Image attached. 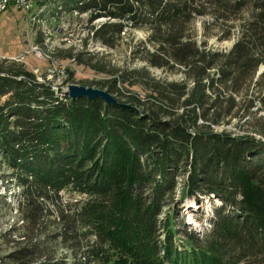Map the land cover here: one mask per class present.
<instances>
[{
	"label": "trees",
	"instance_id": "1",
	"mask_svg": "<svg viewBox=\"0 0 264 264\" xmlns=\"http://www.w3.org/2000/svg\"><path fill=\"white\" fill-rule=\"evenodd\" d=\"M56 2L57 14L88 13V26L105 19L87 34L106 48L129 29H145L153 50L144 52L145 68L105 85L128 101L123 106L71 100L33 73L0 69V158L22 188L14 231L42 228L51 206L53 233L39 234L67 250L56 259L23 233L0 264H264V142L215 130L257 105L264 112V71L257 77L264 0ZM209 16L220 42L237 33L228 51L192 32L196 19ZM66 57L92 66L83 53ZM146 66L177 71L182 80L155 81ZM117 82L148 93L122 91ZM253 131L264 137V116ZM64 190L86 200L63 211ZM205 200L207 229L191 230L185 220L176 227L184 202Z\"/></svg>",
	"mask_w": 264,
	"mask_h": 264
},
{
	"label": "rangeland",
	"instance_id": "2",
	"mask_svg": "<svg viewBox=\"0 0 264 264\" xmlns=\"http://www.w3.org/2000/svg\"><path fill=\"white\" fill-rule=\"evenodd\" d=\"M56 1L37 2L28 11H20L12 7L0 15V69L11 68L13 71L33 73L37 81L51 83L52 89L58 95H63L70 84L106 91L105 85L117 74L145 68L144 52L153 50L152 46L147 44L148 31L129 29L113 49L106 48L91 39L90 34H87L92 25L99 26L105 22V19H97L88 26L87 15L78 19L76 17L80 16L77 13L57 14L56 10L59 4ZM45 5L48 6L47 12L51 9L52 14L40 12L39 9ZM211 21L212 17L210 16L196 19L192 24V32L198 41H201V36L204 34L208 35L209 47L224 52L228 51L233 45L237 33L234 32L231 39L220 42L217 40L216 30L211 25ZM69 52L72 54L83 53L84 61H90L92 66L76 65L72 60L65 58ZM89 58L90 60H88ZM146 67L148 76L155 81L177 82L182 80L181 73L177 71ZM263 68L264 66L259 71L262 69L263 72ZM67 71L72 73L71 80H68ZM260 74L257 73V77ZM99 83L102 86H99ZM116 87L123 89L122 91L129 89L131 94L142 97L148 93L138 86L123 88L118 82ZM253 92L259 93L258 90ZM112 96L118 103L128 104L125 98ZM5 98L0 97V104ZM259 106L257 105L253 109L254 114L246 116L245 119L241 112L231 119L230 124L220 125L215 130L219 133L235 131L240 136L248 135L264 142V137L253 131L256 120L264 116L263 111L257 110ZM137 109L146 110L144 107ZM15 178V172L0 158V255L6 257L11 253L18 246L16 241L21 240L19 236L25 233L27 241L28 239H37L49 256L63 259L67 255V250L58 241L47 240L43 238L42 234H39L41 231L53 233L52 228L55 227V223L52 221H54L56 212L51 206H48L47 214L52 213L53 216L47 217L42 228L34 231H29L27 228L14 231L21 223L18 201L22 190ZM59 195L60 208L63 211H68L70 207H74V204L86 200L84 195L67 190L60 192ZM210 215V204L206 200L199 205L186 201L176 219V227L181 229L180 221L185 220L191 230L201 233L207 229L208 222L205 219Z\"/></svg>",
	"mask_w": 264,
	"mask_h": 264
},
{
	"label": "water",
	"instance_id": "3",
	"mask_svg": "<svg viewBox=\"0 0 264 264\" xmlns=\"http://www.w3.org/2000/svg\"><path fill=\"white\" fill-rule=\"evenodd\" d=\"M264 69V68H263ZM262 69L258 72L260 74ZM64 96L70 98L71 100L85 98L87 100H102L106 105L114 106H123L118 103L115 98L105 90L93 88V87H84L74 84H70L63 93Z\"/></svg>",
	"mask_w": 264,
	"mask_h": 264
},
{
	"label": "built area",
	"instance_id": "4",
	"mask_svg": "<svg viewBox=\"0 0 264 264\" xmlns=\"http://www.w3.org/2000/svg\"><path fill=\"white\" fill-rule=\"evenodd\" d=\"M38 0H0V15L10 8H16L20 11H25L29 7H33ZM85 15L88 17V13H81L78 19L83 18Z\"/></svg>",
	"mask_w": 264,
	"mask_h": 264
},
{
	"label": "bare ground",
	"instance_id": "5",
	"mask_svg": "<svg viewBox=\"0 0 264 264\" xmlns=\"http://www.w3.org/2000/svg\"><path fill=\"white\" fill-rule=\"evenodd\" d=\"M43 1H45V0H38L37 2H43ZM32 7H29V8H27V9H25L26 11H28V10H30ZM47 8H48V6L47 5H45L44 7H42L41 9H39L40 10V12H43V13H47ZM58 10H60V6H58ZM63 13V12H62Z\"/></svg>",
	"mask_w": 264,
	"mask_h": 264
}]
</instances>
